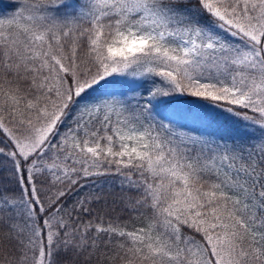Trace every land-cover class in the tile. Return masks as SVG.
I'll return each mask as SVG.
<instances>
[{
	"label": "snow or ice",
	"instance_id": "snow-or-ice-1",
	"mask_svg": "<svg viewBox=\"0 0 264 264\" xmlns=\"http://www.w3.org/2000/svg\"><path fill=\"white\" fill-rule=\"evenodd\" d=\"M9 6L0 264H264V0Z\"/></svg>",
	"mask_w": 264,
	"mask_h": 264
},
{
	"label": "trees",
	"instance_id": "trees-1",
	"mask_svg": "<svg viewBox=\"0 0 264 264\" xmlns=\"http://www.w3.org/2000/svg\"><path fill=\"white\" fill-rule=\"evenodd\" d=\"M12 2H13V0H0V13H9V12H11L12 11V8L9 5H11ZM219 130L220 131H225L226 128H225V126H221ZM88 190L89 189L86 188L85 189V192H87ZM106 191H107V189H106ZM81 195H83V193H81ZM111 199H112V197H108L110 214L113 217H115L118 214L119 215H122V213L120 212V209L118 207L116 208V211L115 212H111V207H112V205H111Z\"/></svg>",
	"mask_w": 264,
	"mask_h": 264
}]
</instances>
